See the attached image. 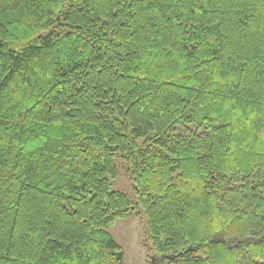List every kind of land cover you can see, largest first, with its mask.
<instances>
[{
	"label": "trees",
	"instance_id": "1",
	"mask_svg": "<svg viewBox=\"0 0 264 264\" xmlns=\"http://www.w3.org/2000/svg\"><path fill=\"white\" fill-rule=\"evenodd\" d=\"M264 264V0H0V264Z\"/></svg>",
	"mask_w": 264,
	"mask_h": 264
},
{
	"label": "rangeland",
	"instance_id": "2",
	"mask_svg": "<svg viewBox=\"0 0 264 264\" xmlns=\"http://www.w3.org/2000/svg\"><path fill=\"white\" fill-rule=\"evenodd\" d=\"M116 164L119 176L111 182L112 189L128 197L134 207V214L128 219L118 220L109 232L123 249V264H147L154 258L155 253L147 239L145 217L137 206L138 200L132 190L127 166L119 159Z\"/></svg>",
	"mask_w": 264,
	"mask_h": 264
}]
</instances>
